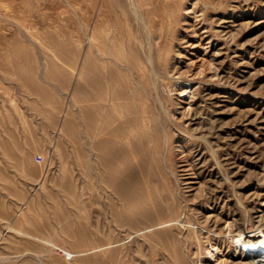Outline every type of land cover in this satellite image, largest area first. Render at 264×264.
<instances>
[{"label": "rangeland", "instance_id": "1", "mask_svg": "<svg viewBox=\"0 0 264 264\" xmlns=\"http://www.w3.org/2000/svg\"><path fill=\"white\" fill-rule=\"evenodd\" d=\"M258 228L264 0H0V264H245Z\"/></svg>", "mask_w": 264, "mask_h": 264}, {"label": "bare ground", "instance_id": "2", "mask_svg": "<svg viewBox=\"0 0 264 264\" xmlns=\"http://www.w3.org/2000/svg\"><path fill=\"white\" fill-rule=\"evenodd\" d=\"M148 78L150 80V76ZM149 118H152V116ZM232 240L235 242L234 244H236V249H239L240 253L244 255L245 264H264V231L262 229L258 228L254 231H247V233H237L232 236ZM66 254L69 255L70 253L66 252Z\"/></svg>", "mask_w": 264, "mask_h": 264}, {"label": "built area", "instance_id": "3", "mask_svg": "<svg viewBox=\"0 0 264 264\" xmlns=\"http://www.w3.org/2000/svg\"><path fill=\"white\" fill-rule=\"evenodd\" d=\"M35 158H36V161L39 163L42 162V160H43V157L41 155H36Z\"/></svg>", "mask_w": 264, "mask_h": 264}]
</instances>
